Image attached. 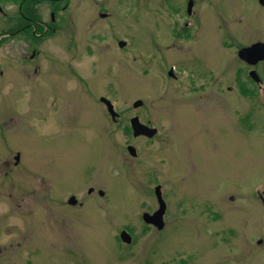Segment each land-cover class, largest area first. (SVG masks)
Here are the masks:
<instances>
[{"label":"rangeland","instance_id":"obj_1","mask_svg":"<svg viewBox=\"0 0 264 264\" xmlns=\"http://www.w3.org/2000/svg\"><path fill=\"white\" fill-rule=\"evenodd\" d=\"M212 1L183 43L159 0L45 2L24 13L57 28L38 37L17 2L0 1V264H264V83L235 81L238 43L262 37L264 10ZM225 28L231 46L217 39ZM180 70L213 83L192 90ZM133 117L158 136L133 138ZM156 185L162 232L141 220Z\"/></svg>","mask_w":264,"mask_h":264},{"label":"flooded vegetation","instance_id":"obj_2","mask_svg":"<svg viewBox=\"0 0 264 264\" xmlns=\"http://www.w3.org/2000/svg\"><path fill=\"white\" fill-rule=\"evenodd\" d=\"M61 1L62 0H17L18 6H19L18 10H19L20 18L22 20L30 21V22H28L29 23L28 26L34 31V32H32L34 37H38V35L35 34L36 30L38 28L40 29V31L42 30L43 34H46V36L49 34L50 31L54 33L55 29H57V28L51 27V29H50V27L47 24H43L39 21L32 20L29 17L25 16L24 8H26L28 10V14L31 15V17H33L32 14L35 13L34 9H35L36 5L41 6L45 2L46 3L48 2L51 4L53 3V5L51 6V10L52 9L56 10L60 7L59 5H61ZM205 1L209 5L207 7V9H214V2L212 0H184L180 6V9L174 7L173 3L172 2L170 3L168 0H159L160 7L165 11V13L168 14L172 18H176V20L174 22H171V23L166 22L167 24H165V26H167V28L165 29L166 33H169L168 34L169 38H170L169 40H171V38H176V39L179 38V41L183 43V42L189 41L191 38L196 39L199 37V35H200L199 26L201 24L200 23L201 15L199 13V4L202 5L203 2L205 3ZM255 2L259 6V8L264 10V0H255ZM62 8H63V10H65L66 4ZM228 16H229V18H231V14ZM236 20H238V19H236ZM51 23L53 24L54 22L51 21ZM21 28H23V27L20 24L19 29H21ZM220 28H221V25L219 23H217L216 29H220ZM263 37H264V32H263L262 37L256 38V41H254V42H248L247 46H243L242 43H238L239 45L242 46L239 49H237V51H236V56L238 57L239 61L241 60L238 56L239 51L242 48L250 47V46H253L255 44L264 45V38ZM217 39L220 40L222 44H223V42H225V44L228 46L233 45L236 40H239V38L237 36H235V35L232 36L231 32H229L226 28L224 30V36L218 37ZM118 44H119V42H117V45ZM228 46H225V47H228ZM241 62L243 63L242 66L240 68H237V70L235 72V81H236V84H237V87L239 88V90L243 91V90L247 89V84H246V82H244V79H242V78L248 77V73L251 69H254L257 72V74L260 78L259 88H261L262 84L264 83L263 82L264 80L262 78V73L260 72V67L264 64V62H259L254 67L249 66L247 64V62H245L243 60H241ZM174 69H175V67L172 65L170 67V71H169L170 76H173ZM179 72H180V74H182L184 76H188L189 78L192 79L190 82V88L192 90H194V89H197V90L207 89L213 83L211 80L213 78V73H209V74H206V75H203L202 77H200L193 71L180 70ZM198 79H201V83L198 82ZM251 82H252V80H251ZM146 125L149 127H154L150 123H148ZM156 136H158V133L154 137H156ZM163 197H164V199H166L164 195H163ZM258 199L260 200L261 204H264V198L263 197L259 196ZM167 207H168V204L166 202V211L164 214V221H165V218L167 215ZM153 212L154 211H151V214ZM164 227H165V225H164ZM261 243H262V241H260V244Z\"/></svg>","mask_w":264,"mask_h":264},{"label":"water","instance_id":"obj_3","mask_svg":"<svg viewBox=\"0 0 264 264\" xmlns=\"http://www.w3.org/2000/svg\"><path fill=\"white\" fill-rule=\"evenodd\" d=\"M119 46L122 47L123 44H120ZM238 56L240 59H242L243 61H245L249 64H254L258 61H262V60H264V46L260 45V44H256V45H253L249 48L242 49L239 51ZM250 76H251V78L257 80L255 72H251ZM101 102L103 104H105V106L107 107L108 113L110 114L111 118L114 120L116 115L113 113L110 103L107 102L105 99H101ZM141 104L142 103L139 101L136 102L134 104V108L140 107ZM130 125H131V128L133 130V136L134 137L146 136V137L150 138L155 133V130L149 129V128L141 125L136 118H134L130 121ZM128 151H129V154L131 156L135 155L133 148H128ZM15 160H16V162L18 161V156L15 158ZM89 192H91V189L89 190ZM99 194L102 195V192H100ZM155 194H156V197H157V200L159 203V209L152 215L144 214L143 215V221L146 224L153 225L158 230H161L163 227L162 217L164 214L165 206H164V203L161 199L158 187L155 189ZM68 203L71 205H74L76 203V201L74 198H70ZM120 239L122 242H124L126 244H129L131 242L130 236L125 231H123L120 234Z\"/></svg>","mask_w":264,"mask_h":264},{"label":"trees","instance_id":"obj_4","mask_svg":"<svg viewBox=\"0 0 264 264\" xmlns=\"http://www.w3.org/2000/svg\"><path fill=\"white\" fill-rule=\"evenodd\" d=\"M15 3L17 2V0H13ZM24 13H28V10L26 8H24Z\"/></svg>","mask_w":264,"mask_h":264}]
</instances>
